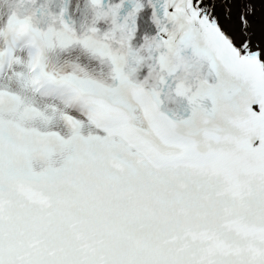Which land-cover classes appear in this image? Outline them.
<instances>
[{"label":"snow or ice","instance_id":"obj_1","mask_svg":"<svg viewBox=\"0 0 264 264\" xmlns=\"http://www.w3.org/2000/svg\"><path fill=\"white\" fill-rule=\"evenodd\" d=\"M0 264H264V0H0Z\"/></svg>","mask_w":264,"mask_h":264}]
</instances>
